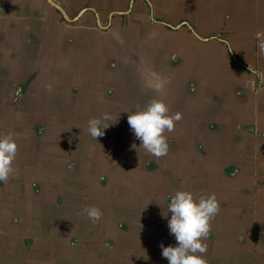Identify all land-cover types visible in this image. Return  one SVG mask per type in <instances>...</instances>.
<instances>
[{"label":"crops","instance_id":"obj_1","mask_svg":"<svg viewBox=\"0 0 264 264\" xmlns=\"http://www.w3.org/2000/svg\"><path fill=\"white\" fill-rule=\"evenodd\" d=\"M129 1L53 0L78 14L67 22L44 0H0V133L13 135L16 173L36 171L44 197L25 192L19 234H6L36 240L58 223L29 264L53 261L70 254L72 225L92 231L82 209L95 206L105 219L94 234L112 241L117 264H169L160 244L177 246L172 196L214 193L207 264H264V0ZM154 98L182 114L159 159L128 124ZM105 113L94 139L88 121ZM13 178L0 203L22 194Z\"/></svg>","mask_w":264,"mask_h":264},{"label":"clouds","instance_id":"obj_2","mask_svg":"<svg viewBox=\"0 0 264 264\" xmlns=\"http://www.w3.org/2000/svg\"><path fill=\"white\" fill-rule=\"evenodd\" d=\"M182 119L181 113L170 114L167 104L161 99H152L142 109L128 116V124L135 137L141 141L140 147L157 159L168 154L169 144L165 133L175 130L176 123ZM111 116L107 113L101 118L88 121L87 132L97 139L103 136L109 127ZM101 125H103L101 127ZM135 147V145H133ZM18 152V145L11 133L0 136V182L7 183L16 175L13 164ZM220 203L214 193L198 198L187 190H178L168 204L171 217L168 221L170 235L177 246L165 247L160 244L162 256L169 264H207V237L212 228V221L219 214ZM82 214L95 224L103 213L95 206H86Z\"/></svg>","mask_w":264,"mask_h":264},{"label":"flooded vegetation","instance_id":"obj_3","mask_svg":"<svg viewBox=\"0 0 264 264\" xmlns=\"http://www.w3.org/2000/svg\"><path fill=\"white\" fill-rule=\"evenodd\" d=\"M72 19V18H68ZM111 19V17H110ZM63 20V19H62ZM5 134H8V132L4 131L0 133V136H3ZM33 180L25 181L24 178L26 177L23 172L19 171L14 176L13 180L15 179H21L25 181V187L22 188V194L15 192L14 194H11L9 202H1L0 203V214L2 215L0 218V258H4V256L11 262V264H29V260L31 258H38V252L40 245L45 242H49L48 237L55 233L56 226L59 230L58 223L56 226L54 224L44 222V228L40 227V231L42 232V236L40 239H30L19 236H10L6 234L8 230H13L14 232L19 234L18 229L16 228L17 221L20 220L21 217L27 212H23V208H19L20 204H23L28 202L27 198H23L25 192L30 191L31 194H35L39 198H43L42 195V188L40 187V184L38 182L37 178V172L34 171ZM259 183L264 188V174L262 178L258 179ZM4 185V182H0V190H2V186ZM5 186V185H4ZM262 191V190H260ZM3 196V195H2ZM8 198V197H7ZM33 197L29 198L32 200ZM21 200V202H20ZM25 200V201H24ZM60 198L59 196L55 197L54 205L59 206ZM50 204V203H45ZM33 205V204H32ZM32 205H30L32 207ZM9 211V212H8ZM17 214L14 215V218L11 214ZM23 212V213H22ZM42 217L46 216L45 210L42 211ZM104 218V217H103ZM98 222L93 224L89 219H87V225L92 229L89 230V233L87 231H84V227H79L75 229L74 225H72V231L74 232V236L70 237L69 243L70 246V254H66L64 252H58L56 251L55 254H52V256H55V258L52 259L50 257H47L48 253H44V258H39L36 264H117V261L120 259L117 254L118 252L113 250V243L109 238L106 239H99L95 236V228L101 226L102 219ZM105 219V218H104ZM103 219V220H104ZM106 221H103V224H105ZM117 229L120 231H123L124 226H116ZM105 232L108 231L106 225L104 226ZM23 230V229H22ZM39 230V229H38ZM60 237V236H59ZM117 240V239H116ZM4 242H7V246H5ZM3 247V248H2ZM58 255V256H57ZM62 255H65V257L62 258ZM35 260V259H34Z\"/></svg>","mask_w":264,"mask_h":264},{"label":"water","instance_id":"obj_4","mask_svg":"<svg viewBox=\"0 0 264 264\" xmlns=\"http://www.w3.org/2000/svg\"><path fill=\"white\" fill-rule=\"evenodd\" d=\"M49 6H51L60 16H61V18L63 19V20H65V21H67V22H72V21H74V20H76L77 18H78V14L74 17V18H72L71 20L70 19H68L66 16H65V14H64V12L61 10V8H60V6L58 5V4H56L55 2H53V0H44ZM129 4H131V0L129 1ZM80 15V14H79ZM96 18V17H95ZM95 22H96V24H97V26L99 25V23H98V20H97V18H96V20H95ZM109 22H110V17H108L107 18V22H106V24L108 25L109 24ZM182 25L183 26H186V27H188L185 23H182ZM189 28V27H188Z\"/></svg>","mask_w":264,"mask_h":264},{"label":"rangeland","instance_id":"obj_5","mask_svg":"<svg viewBox=\"0 0 264 264\" xmlns=\"http://www.w3.org/2000/svg\"><path fill=\"white\" fill-rule=\"evenodd\" d=\"M59 22H61L62 24L64 23L63 21H59ZM20 89H21V92H22L23 87H21ZM6 99H7V101H10V102H11V99H12V101H13V100H15V97H13V96H11L10 98H9V97H6ZM26 108H27V107H26ZM20 111H22L21 115L24 116L25 121H27V120H26L27 117L29 118V120H30L29 124H30V125H31V123H32L33 121H35V120L33 119V117H35L33 112L30 113V111H29V112L26 111V110L23 111V110H21V109H18L16 112L18 113V112H20ZM32 124H33V123H32ZM32 180H33V179H32ZM51 195H52V194H51ZM55 195H56V194H55ZM57 196H59V195H57ZM52 198H53V196H52ZM53 199H54V198H53Z\"/></svg>","mask_w":264,"mask_h":264}]
</instances>
